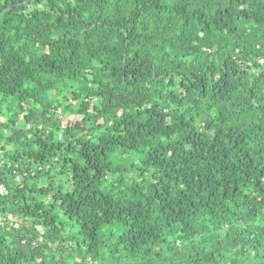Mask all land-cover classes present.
<instances>
[{
    "label": "trees",
    "instance_id": "1",
    "mask_svg": "<svg viewBox=\"0 0 264 264\" xmlns=\"http://www.w3.org/2000/svg\"><path fill=\"white\" fill-rule=\"evenodd\" d=\"M90 259L264 264V0H0V264Z\"/></svg>",
    "mask_w": 264,
    "mask_h": 264
},
{
    "label": "rangeland",
    "instance_id": "2",
    "mask_svg": "<svg viewBox=\"0 0 264 264\" xmlns=\"http://www.w3.org/2000/svg\"><path fill=\"white\" fill-rule=\"evenodd\" d=\"M124 157H127V155H124ZM130 158H132L131 162H138L139 161V158L136 156V155H133L131 156ZM123 160L122 159H119L118 161H115L114 160V163L116 164H123ZM127 163L129 164L130 161H127ZM88 264H106V261H101V260H93V259H90L88 261H86ZM109 262V261H107ZM109 264V263H108Z\"/></svg>",
    "mask_w": 264,
    "mask_h": 264
}]
</instances>
